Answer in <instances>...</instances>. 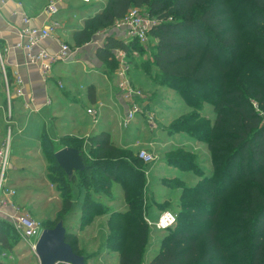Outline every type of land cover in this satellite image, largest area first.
<instances>
[{
	"label": "trees",
	"instance_id": "16d2710c",
	"mask_svg": "<svg viewBox=\"0 0 264 264\" xmlns=\"http://www.w3.org/2000/svg\"><path fill=\"white\" fill-rule=\"evenodd\" d=\"M130 8L146 9L156 20L149 31L155 40L156 70L144 68V72L154 83L178 91L191 109L188 116L172 121L170 134L179 131L206 143L212 165V173L206 175L201 165H182L179 156L167 159L193 169L200 181L182 188L177 224L164 230L168 234L147 264H264V0H108L74 34L76 45L113 27ZM137 48L139 42L126 44L109 35L97 49V58L113 66L114 74L115 51L133 56ZM207 105L213 107V120ZM87 140L95 153L91 161L82 138L64 135L56 142L42 135L47 176L62 200L57 223L73 210L78 199L74 187L79 184L78 192H85L83 227L96 216L109 215L106 248L118 253V264H145L153 240L145 220L146 171L124 160L123 149L109 132ZM66 145L81 150L86 165L71 177L55 158ZM114 183L123 188L125 210L110 211L96 196L109 193ZM14 229L0 216V264H11L3 251L23 240ZM66 241L86 264L97 257L81 250L78 234L67 230Z\"/></svg>",
	"mask_w": 264,
	"mask_h": 264
},
{
	"label": "rangeland",
	"instance_id": "374dc122",
	"mask_svg": "<svg viewBox=\"0 0 264 264\" xmlns=\"http://www.w3.org/2000/svg\"><path fill=\"white\" fill-rule=\"evenodd\" d=\"M69 1L71 8L77 10V12H65L62 15H55L54 20L58 21V25L61 24L60 22H63L70 26H77L79 24L76 23L81 22L80 17H82L83 14H89L87 9L90 6L85 4L82 0ZM140 12L143 16L149 17L146 9H141ZM55 21L52 24H55ZM154 46L155 40L149 35L148 41L145 44H140V48H137L139 50L138 54L129 56V62L132 64V69L128 74L132 84L141 89L144 98L149 102L146 106V111L154 112L153 114L156 117V124L154 127H152L147 121V112L146 115L138 113L136 118L127 128L120 126V117L125 114V108L121 105L116 106L112 112H109L106 107L104 108V111L101 109V118H98L100 123L97 128L92 119L84 123L85 118H82L83 114L86 116V110L84 107L89 103V101H87L86 90L80 89V95L78 94V96H80L79 103L72 104L70 100L63 97L61 89L56 83L51 82L52 80L49 82L48 92L53 101L52 107L59 115V120H53L51 118L52 116L44 117V119L47 133L49 134L53 132L51 136L54 135L56 138L58 136L61 137L72 133L84 137L85 135H91L92 133L106 131L111 133L114 142L131 144L132 147H128L127 145H118V147L123 149L122 157L128 162V164L135 166V168H138L139 170L141 168L145 169L147 172L146 175L148 180L144 188V200L145 205L148 206V214L150 218L156 220L157 216L164 211H172L178 216L179 213L182 212V199L180 198L183 191L182 188L185 186H195L200 181V177L197 176L193 169H187V167L176 163H168V158L179 156L183 159L182 165H201V168L205 170L206 175L212 173V165L210 153L205 143L195 141L186 133L175 131L170 134L168 130L174 119L181 115L188 116L191 112V109L184 102L180 93L166 85H159L152 82L147 74L139 71H144V68H147L150 72H155L156 69L152 63ZM74 67L76 66L73 64L69 65L66 61L55 64L52 71L54 73H52V76L55 75V78L53 77L54 80L57 81L59 79L65 87L70 86V81L79 84L89 83V77L91 76L85 74L82 77H79L82 68L73 69ZM72 70L76 72L75 75L71 73ZM102 70L105 71L108 76H111V71L114 70V67L110 65H102ZM92 78L94 77L92 76ZM98 79H100L102 84L105 82L103 77H98ZM114 90L115 93H119L117 84L116 87H114ZM47 108L48 107H44L42 113H45ZM206 108L209 117L213 120L215 117L213 107L207 105ZM22 111V107L14 110V121L16 122L17 127V119L19 117L20 124H24L27 130V124H25L26 119L22 121ZM8 129L9 127L7 130ZM43 130L44 125L42 122L33 124L30 128V139H33L36 136L38 137L39 131L42 133ZM15 134L16 133L13 134V140L16 139ZM6 135L7 137L5 141L8 140V132ZM138 141L140 145L138 147L134 146L133 144ZM140 147L150 149L152 154L156 156V162L154 161L151 164H146L137 161L136 158H138ZM91 150V145H88V147L84 149L90 161L95 159V153L91 152ZM17 151L20 152L18 148ZM182 151H184L183 154L180 153ZM10 161L16 165L15 167L19 169L21 168L20 166H17L18 161L13 159V154ZM9 168L7 179L9 178L11 181V184L9 183L11 188L15 185L14 188L18 191V196L15 200L21 199L23 191L29 192V194L26 195V197L29 196V199L31 200V203H29V211L36 221L41 224L42 232L45 229L54 228L60 217L58 216V213L62 207V200L61 196L58 195L56 187L51 189L48 179H44L43 176H40V174H42L41 170L43 168V162L28 161V165L25 166V169L19 170L18 173H12L13 171ZM24 176L28 177V179L21 180ZM15 181H19V183L12 184ZM128 182H130V180ZM77 186L80 185L77 184ZM74 188L77 187L75 186ZM35 192H37V194H35ZM77 192V190H74V194ZM4 194L5 191L3 192L2 197H4ZM96 196L101 197V200L104 203H108L110 211V204H112V208L115 210L126 208L124 197H121L123 196V188L118 183L112 185V189L109 193H100V195L97 194ZM119 197L120 199L118 200ZM20 208L24 209L25 207ZM81 214L82 211L80 209H78V212L73 209L70 214L65 216L63 223L68 231L78 234L81 250L83 249L86 254L94 253V255H97L95 259L89 261L87 264H118V253L108 250L104 245L108 234L105 216H96V220H94L91 225L83 227L84 224L82 223ZM152 230L153 240L145 258V264L153 258L156 252H158L161 240L168 234L167 231H161L154 228ZM14 232L15 236L23 239L20 232L16 229H14ZM3 253L5 260L11 264H40L36 253L34 254L32 252L28 243L24 240H21L15 246L13 245L10 250L3 251Z\"/></svg>",
	"mask_w": 264,
	"mask_h": 264
},
{
	"label": "crops",
	"instance_id": "0c3cea01",
	"mask_svg": "<svg viewBox=\"0 0 264 264\" xmlns=\"http://www.w3.org/2000/svg\"><path fill=\"white\" fill-rule=\"evenodd\" d=\"M50 1L52 0H0V48L1 50L2 48L12 47L17 42L16 28L22 27V16L19 14L20 11H23L30 18H32L31 23L33 26H48V24L53 23L55 21L54 20L55 15L51 17L49 16L47 12V7ZM54 1L58 2V9H59L58 15H62L65 12H77V10L71 8L69 0H54ZM107 2L108 0H94L91 4H88L90 6L87 9L89 14H83L82 17H80L81 22L76 23V24H79L77 26H70L60 21L59 22L61 24L58 25L59 23L56 20L55 22H57L58 29L56 30L54 37L52 39H49L43 42V46L46 47L48 51L53 54L56 53L57 50L59 49V43L65 42L69 44L72 47L73 53L66 62L69 63V65L71 64L75 65L76 67H74L73 69L82 68V72L81 74H79V77H82L85 74H87L88 76H91L89 77V83L87 84L86 83L79 84V83L70 81V86L65 87L64 84L59 79L57 81L54 80L55 75L52 76L53 72L50 74V77L45 80L41 78L36 68L32 66H27L25 64V60H24V56L22 52L14 50V49L8 51L6 55V68H7V73L12 77L13 81L11 82V87H10L11 94H8L4 77L2 74H0V149L2 148L3 144L6 142L5 141L7 137L6 133L8 132V140L10 144V151H9L10 153L9 167L10 168L9 167L8 168L11 169V171H13L12 173L14 172L18 173L19 170L25 169V166L28 165V161L30 162L31 161L32 162L41 161L43 162V168L41 170L42 174H40V176H43L44 179L46 178L48 179L47 169H48L49 164L41 148L42 135L45 133L52 140L56 142H59L60 138L62 137V136L61 137L58 136L56 138L54 135H52L53 136L52 137L51 134H53V132L48 134L46 131V123H45L44 117L52 116L51 118L53 120L55 121L59 120V115L58 113H56V110H54V108L52 107L53 101L51 99V95H49V92H48V85H49L50 80H52L51 82H54L58 85V87L62 91L63 97L70 100L72 104L79 103L80 96H78V94L80 95V89L86 90L87 101H89L88 105L84 107L86 112L90 108H97L99 103L104 104V106L101 108L102 111H104V108L106 107L109 112H112L114 111V108L116 106H120V105L125 108V105L123 101L121 100L119 93L118 94L115 93V90H114V87H116L115 73L111 74V76H108V74H106V72L102 70V65H108V64L100 61L97 58V49L103 45L105 38L107 36L112 35V36L119 38L120 32L118 31L117 26L114 25L113 27L98 33L90 42L85 43L84 45H76L75 40H74V34L78 30L84 28L86 20L90 17L95 16L99 12H101L103 8L107 5ZM19 3H22V7L19 6ZM93 42H97V44L94 45ZM117 51L118 50L115 51V60L118 62V66H119L118 57H119L120 52H122L125 55V59L129 61L130 55H128V53L123 52V51H120V52H117ZM133 54L137 55L138 52H134ZM129 65L132 69V66H131L132 64L130 62H129ZM139 71L144 72L143 70H139ZM16 73H18V75L22 79L21 86H18V83L16 79L14 78ZM71 73L73 75L76 74V72H74L73 70ZM144 73L147 74L146 72ZM92 76L94 78H92ZM147 76L149 77L148 74ZM98 77L99 78L103 77L105 79V82L102 84V82H100V79H98ZM20 90L22 94L18 93ZM144 102L146 106L149 104V102L145 98H144ZM19 107L23 108V111L21 112L22 121L26 119L25 124H27V130L24 124H20L19 117L17 119L18 126L16 127V122L14 121V118H15L14 110H16V108L18 109ZM44 107H48V108L45 113H42V110ZM101 109H99L98 118L100 117ZM86 112H85L86 116H84V114L82 116V118H85L84 123L92 119L94 122V125L97 128L98 124L100 123L99 120L97 121V123H95L96 117L90 115L88 112L86 114ZM122 117H120L121 118L119 122L120 126H123L122 121H121ZM40 122H42V124L44 125L43 132L41 133L40 132L41 129H40L39 136L38 137L36 136L33 139H30L29 137L30 128L33 126V124H37ZM8 127L9 129L7 130ZM36 128H39V127H36ZM101 132H104V131H101ZM14 133H16L15 140H13ZM40 133H41V138H40ZM99 133H92L91 135L90 134L85 135L84 137L82 136L80 137L75 133H72L70 135H75L77 137L82 138L84 140L82 144V148L85 149L86 147H88V145L90 146V143L88 142L87 138H89L92 135L99 134ZM197 142L200 143L201 141H197ZM13 143H14V151H13ZM113 143L116 144L117 146L127 145L128 147H132L131 144L129 143H124V142L117 143L114 141ZM133 145L138 147L140 143L138 141ZM66 146L72 147L73 145H66ZM17 148L20 150V152L17 151ZM142 149H146L151 152V150L146 147H140V150ZM12 154H13V159L18 161L17 166H20L21 167L20 169L15 167L16 165H14L10 161L12 159ZM7 173H8V169L6 170V173H5V182H4L5 190L3 189V191L0 193V216L3 218L5 217L9 219L11 215H14L16 213L17 207H25L24 210L29 211V203H31V200L29 199V196L26 197V195L29 194V192H26V191L22 192L21 199L15 200V198L18 196V191L17 189L14 188L15 185H13V187L11 188L10 186L11 181L9 178L7 179ZM27 179L28 177L26 176L21 178V180H27ZM18 183L19 181L18 182L15 181L12 184H18ZM49 183L51 185V189H54L56 187L50 181ZM78 188L79 187L77 186V188H74V189L79 191ZM4 191H5V194H4V197H2L3 196L2 194ZM12 191H15L14 196H12L9 193ZM35 194H37V192H35ZM75 194L76 196L78 195V199L77 201H75L73 209L74 211L78 212V209L81 210L85 192L81 190L80 192H77ZM58 195H60L59 192H58ZM121 197H124V191H123V196ZM119 199L120 197L118 198V200ZM106 205L108 206V203H106ZM110 207H111V211H115V209L112 208L113 207L112 204H110ZM125 209H122V210H125ZM102 216H105L106 218L107 229H108L109 215H102ZM148 217L150 216L148 215ZM96 218L97 217H95L94 220H96ZM92 223L88 225H91ZM104 245L106 246V241Z\"/></svg>",
	"mask_w": 264,
	"mask_h": 264
},
{
	"label": "built area",
	"instance_id": "2783aa9c",
	"mask_svg": "<svg viewBox=\"0 0 264 264\" xmlns=\"http://www.w3.org/2000/svg\"><path fill=\"white\" fill-rule=\"evenodd\" d=\"M85 4H91L93 0H82ZM22 7V3H19ZM49 16L58 14V2L50 1L47 7ZM19 14L22 16V27L16 28L17 42L12 47H6L1 50L0 48V74L3 75L8 94H11V83L7 75L6 68V55L8 51L14 49L22 52L27 66H32L38 70L41 78L48 79L53 71L55 64L59 62L67 61L72 53V47L65 43H59V49L56 53H51L46 47L43 46V42L52 39L58 29L57 22L55 24H48V26H33L32 18H30L23 11ZM156 23L155 18L143 16L138 8H130L127 15L116 22L118 31L120 32L119 38L126 44L131 42H139L145 44L149 38V31ZM94 45L97 42H93ZM120 52V51H117ZM119 66L115 71L116 84L119 90V96L125 105V114L122 118L123 127L127 128L138 113L146 115V104L144 102V94L141 89L135 87L132 84L128 74L131 70L129 61L125 59V55L119 53ZM18 86H21L22 79L15 74ZM22 94L21 90L18 92ZM104 106L103 103H99L97 108L88 109V113L95 118V123L98 121L99 109ZM154 112H147V121L154 127L156 124V117ZM154 122V124H153ZM10 144L9 140L6 141L0 149V193L4 189L5 173L9 167L10 159ZM138 157L146 164H151L155 161V156L148 150L142 149L138 152ZM12 196L15 195V191L9 192ZM9 220L15 227V229L22 234V238L28 243L32 252L36 253V246L39 238L42 235L41 224L27 210L17 207L16 213L11 215ZM145 220L150 228L157 230H167L174 228L177 224V215L172 211L161 212L156 220L146 216Z\"/></svg>",
	"mask_w": 264,
	"mask_h": 264
},
{
	"label": "water",
	"instance_id": "95a60500",
	"mask_svg": "<svg viewBox=\"0 0 264 264\" xmlns=\"http://www.w3.org/2000/svg\"><path fill=\"white\" fill-rule=\"evenodd\" d=\"M60 167L68 176H73L85 168V160L81 150L64 147L55 153ZM67 229L60 221L52 229H45L38 240L36 255L40 264H86L84 256L77 254L66 241Z\"/></svg>",
	"mask_w": 264,
	"mask_h": 264
}]
</instances>
